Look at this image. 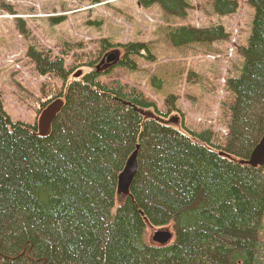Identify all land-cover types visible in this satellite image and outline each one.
<instances>
[{
  "label": "trees",
  "instance_id": "16d2710c",
  "mask_svg": "<svg viewBox=\"0 0 264 264\" xmlns=\"http://www.w3.org/2000/svg\"><path fill=\"white\" fill-rule=\"evenodd\" d=\"M239 1L212 7L233 14ZM249 1L256 14L242 47L244 68L225 84V143H216L210 128L169 123L174 111H162L138 87L101 81L111 69L97 70L98 53H86L90 70L77 77L80 59L70 65L60 54L28 48L40 73L62 87L46 86L34 124L14 121L0 92V264H264V164H244L264 135V0ZM138 2L178 17L191 7L189 0ZM168 37L181 46L228 33L223 25H184ZM111 44L107 49L120 54L113 67L135 69L133 55L151 54L144 43ZM56 100L63 107L43 136L41 115ZM136 150L129 195H118ZM150 228L174 237L153 243Z\"/></svg>",
  "mask_w": 264,
  "mask_h": 264
},
{
  "label": "rangeland",
  "instance_id": "374dc122",
  "mask_svg": "<svg viewBox=\"0 0 264 264\" xmlns=\"http://www.w3.org/2000/svg\"><path fill=\"white\" fill-rule=\"evenodd\" d=\"M189 1L188 15L178 17L159 4L144 7L138 0H0V92L5 112L14 121L34 124L37 104L47 99L46 86L62 87L58 78L40 73L29 47L60 54L72 64L80 59L77 70L87 73L86 53L103 57L113 49H107L106 41L144 43L151 54L133 55L135 69L116 65L99 79L138 87L162 111L173 110L172 115L181 118L178 128H210L224 143L229 117L223 108L225 84L243 71L242 47L249 44L256 10L249 0H240L237 13L220 15L212 7L215 0ZM184 25H223L228 37L176 46L168 31ZM155 231L148 232L151 242Z\"/></svg>",
  "mask_w": 264,
  "mask_h": 264
},
{
  "label": "water",
  "instance_id": "95a60500",
  "mask_svg": "<svg viewBox=\"0 0 264 264\" xmlns=\"http://www.w3.org/2000/svg\"><path fill=\"white\" fill-rule=\"evenodd\" d=\"M115 56H116L115 54H112L108 58V61L114 59ZM62 107H63V101L56 100L55 102L50 104L48 108L42 113L40 120L42 135H48L50 133L51 128L48 131L47 129L48 124L56 116V114L62 109ZM138 153H139L138 150L134 151V153L128 159L127 168L119 176L120 180L118 187V195H124V196L129 195L130 186L134 181V178L136 176L139 167ZM247 163H249L252 166H260L264 164V135L258 146L253 151L250 161ZM173 236L174 234L171 230L158 229L155 231L152 239L153 242H156L158 244H167L173 239Z\"/></svg>",
  "mask_w": 264,
  "mask_h": 264
},
{
  "label": "bare ground",
  "instance_id": "6f19581e",
  "mask_svg": "<svg viewBox=\"0 0 264 264\" xmlns=\"http://www.w3.org/2000/svg\"><path fill=\"white\" fill-rule=\"evenodd\" d=\"M226 138V137H225ZM214 140L216 141V143H219L220 141H219V136H218V133L216 132V133H214ZM199 142V141H198ZM225 143V142H224ZM225 156L227 157V154H225ZM251 159V158H250ZM250 160H247V161H245L244 162V164L245 165H250L249 163H247V162H249ZM250 166H252V165H250ZM253 167H258V166H253Z\"/></svg>",
  "mask_w": 264,
  "mask_h": 264
}]
</instances>
